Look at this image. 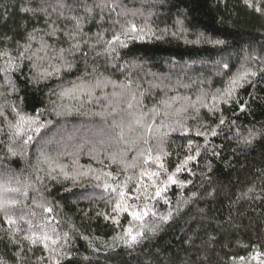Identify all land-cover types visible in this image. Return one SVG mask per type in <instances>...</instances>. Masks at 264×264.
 <instances>
[{"label":"trees","instance_id":"obj_1","mask_svg":"<svg viewBox=\"0 0 264 264\" xmlns=\"http://www.w3.org/2000/svg\"><path fill=\"white\" fill-rule=\"evenodd\" d=\"M63 2L72 7L61 18L57 0H0V52L16 58L31 43L26 56L36 53L0 71V186L19 189L0 190L4 199L18 201L7 209L16 224L0 211V264H55L52 249L59 264H264V0H251L253 7L245 0ZM37 7L48 15L22 11ZM71 16L82 18L79 29ZM130 24L144 31L128 35L142 39L121 34ZM50 25L58 29L55 35H47ZM30 34L36 39L29 41ZM113 35H121L123 46L107 43ZM41 37L46 51H37ZM7 67V57L0 56V69ZM253 71L257 76L241 81L228 103L212 100ZM97 80L101 86L91 97L59 95ZM129 93L139 101L132 108ZM179 109L185 111L177 115ZM17 113L44 127L15 136L9 125ZM143 114V124L159 133L136 123ZM29 135L33 139L25 144ZM149 150L153 159L145 164ZM190 155L195 158L175 172ZM145 168L161 173L156 180L164 191L153 199L156 189L149 187V198L141 194L127 203L148 215L136 220L114 212L118 193L104 185L126 183L124 190L134 196ZM172 173L176 183L165 187ZM29 222L56 244L49 241L45 249L24 240L31 235ZM129 227L143 235L126 244L120 237Z\"/></svg>","mask_w":264,"mask_h":264},{"label":"snow or ice","instance_id":"obj_2","mask_svg":"<svg viewBox=\"0 0 264 264\" xmlns=\"http://www.w3.org/2000/svg\"><path fill=\"white\" fill-rule=\"evenodd\" d=\"M245 2L248 4L249 7H253V4H252L251 0H245ZM57 3L59 4V8H60V11L58 12V15L61 18H63L64 15H65L64 14V9L71 8L72 6L65 4L63 2V0H57ZM255 10L257 12H260L261 8L259 6H256ZM22 11H24V12H45L46 13V9L39 8V7L35 8V9L24 8V9H22ZM53 11L56 12L57 9L53 8ZM85 11H87L88 13L91 14L93 9L92 8H86ZM46 15H48V14L46 13ZM68 19H71V20L75 21V28L76 29H79L81 27V19L82 18H78L76 16H71V17H68ZM45 23H47V20H45ZM50 28H51V31L48 32L47 35H55V33H56V31L58 29L55 26H51V25H50ZM33 31L35 33V32L40 31V29H34ZM129 31H131L132 33L143 32L144 31L142 28L141 29H137V26L135 24H130L129 27L125 28L124 31L121 34L124 35L125 37L129 38V39H137V38L142 39L143 38L142 36H129L128 35ZM67 35L70 38H74L75 33L69 32V33H67ZM35 39H36V37H35L34 34H30L29 37H28L29 41L35 40ZM113 42H120L121 45L123 46V41H121V35H113L112 40L108 41L107 43L109 45H112ZM216 43H222V41H216ZM48 47H49V45L46 42H44L43 37H41V46H40L39 49H37V51H46ZM72 47L77 49V50H79V45L78 44H73ZM110 50L111 51H115L114 48H112ZM30 51H31V43H27V44H25L23 46V50L19 51L18 57H16V58H13L10 53L0 52V56H6L7 57V65H8V67L6 69H0V71H5L6 72V71L14 68L16 66L15 65V59L23 60V59L27 58L28 60H32V58L34 56H36V53L33 52L31 55L26 56V54L29 53ZM64 52H65V49H60L61 59H63V53ZM37 58L38 59H43L42 57H37ZM67 66L69 68L71 67L70 64H68ZM33 67H35V65H33ZM225 67H227V65H225ZM55 70L58 71L59 69H55ZM261 71L264 72V69H261ZM45 74L46 75H51L50 72L49 73H45ZM249 75H251L252 77H255V76H257V72H254V71L253 72H245L242 75H240L238 78L233 79L231 81V86L228 87L227 89H225L223 92H220L218 95H213L212 100L215 101V102L223 101L224 103H228L229 102V98H231L233 96V93L235 92L236 88L243 86L241 81H246ZM101 83L102 82L100 80H97L94 85H87V84H84V83H81L79 85H73L72 88H68V89L62 90L59 95H60L61 98L69 97V98L75 99V98L79 97V94L86 92L88 94V96L91 97V95H92L93 91L95 90V88H99L101 86ZM128 87L129 88L131 87V82H129ZM113 95H115V93ZM129 95H130L131 98L128 101V107L132 108L133 107V102L139 103V101H137V97H136L135 93H129ZM141 95H143V94H141ZM185 99H187V98H185ZM161 103H164L166 106L171 107V105L168 104L167 101H162ZM189 106L192 107V108H195V103H192ZM201 106L202 107H209V105L206 104V103H201ZM215 107H216V104H213L212 108H215ZM14 111H15V109H14ZM183 111H185V109H179V110H177L176 114L179 115V113L183 112ZM152 112H153L154 115H158L159 114V110L157 108H155V107H153ZM61 114H62L61 112H57V115H61ZM165 115L167 116L168 113L166 112ZM17 116H18V119L16 120V122L14 124H10L9 125L12 129H14V135L15 136L23 135L25 130H26V128L27 129H32L36 133H39L41 127H44V125H40L39 127H33L36 124V122H37L36 118H33L31 116L20 115L19 113H17ZM146 116H147V114H143L141 119H137L136 123L137 124H142V126L145 127L147 129V132L150 133V134H153L154 132L155 133H159L160 132V128H155L154 129L153 124H143V118L146 117ZM175 123L178 125V127L180 129H183V130L187 131V129L185 128V125L180 120H176ZM223 123H224V119L221 118L220 124H223ZM161 127H163V125H161ZM176 130H177L176 128H172L171 129V131H176ZM210 134L211 135H216V130L213 128L211 130ZM166 135H167V133H161V137L166 136ZM197 135L204 136L205 133L197 131ZM32 139H33V137L31 135H29L27 137V139L24 141V143L27 144ZM248 142L250 143L251 141H248ZM145 143H147V141H145ZM191 147H192V142L189 141L188 148L191 149ZM8 151L11 152L13 155L16 154L13 151L12 148H9ZM196 151H197V153H199V148H197ZM163 155L166 156L168 154L167 153H163ZM194 158L195 157H193L191 155L185 157L184 161L181 162V165H177V167L175 169V172L181 171V166L183 164L187 163L188 160H192ZM152 159H153V155H152L151 150H149L148 155L145 158V164H147L148 161L152 160ZM154 159L158 163V168L164 169L165 172H166L167 169H165V166H164L163 162H161V159H162L161 156L160 155H156L154 157ZM160 174L161 173L159 171H150L147 168L142 169L141 172H140V180L137 183L136 188L134 189L136 195L131 196V197H129L128 193L124 190L126 188V186H127L126 183L123 186H117V187H112L111 185L106 183L104 185L105 189L107 190V189L111 188V190L113 192H117L118 196H119V199L117 200V202L115 204V208L113 209V211L117 212V213L118 212H128L129 215H131L133 217V219H136V220L143 219V216L148 215V211L141 212V211L136 210L137 206L134 205V204H128L127 203V199H137V200H139L141 198V194H143L145 199L149 198V196L151 195L147 191V189L149 187H154L156 189L155 196L152 197V198L154 199L155 197H159L161 195V192L164 191V188L160 187L157 184V180H156V178L159 177ZM65 175L67 176L66 173H65ZM105 175L111 176V173H106ZM174 175H175V173L169 174L167 176V180L162 182L165 185V187L169 183H176V180L174 179ZM144 177H147V180L149 181V183H145L144 182V179H143ZM96 178L99 179V177H96ZM0 190H2L3 192L19 191V189H10V188L3 187V186H0ZM16 203H18V201L11 200V199H4L2 196H0V211H5L7 222L9 224H16V220H14L12 218V216L7 215V209L10 208L11 206H14ZM38 206L39 207H44L43 205H38ZM145 208H147V205H145ZM129 209H132V211H129ZM44 211L45 212H51L52 208L44 207ZM32 215L35 216V213H33ZM105 218L108 219L107 216ZM20 219L23 220L24 217H20ZM165 219H167V218L165 217ZM113 220H114V222L118 223V221L115 220V218H113ZM17 231H19V229H17ZM29 231L31 232V235H25L24 236V240L29 241L31 244H37V243L43 244L45 249L49 248V244H48L49 241H51L52 244H56V240L53 239L52 235H50L48 231H44L43 228H41V232L39 234L36 231L32 230V225H31L30 222H29ZM53 231H54V229H53ZM124 231H125V237L126 238L125 237H120V239H123L124 243H126V244H131V243L137 242L138 238L143 235V233H140V232H137L136 234H133V230H132L131 227L126 228ZM65 235H67V234H65ZM13 242L15 243V241H13ZM52 252L55 254L54 257H53V259L55 260V264H59V259L57 258V257H59V253L56 252L55 249H52ZM240 259L243 260L244 258L241 257Z\"/></svg>","mask_w":264,"mask_h":264}]
</instances>
